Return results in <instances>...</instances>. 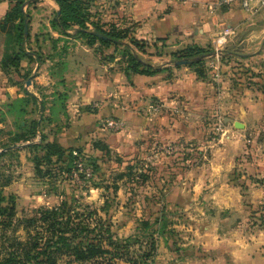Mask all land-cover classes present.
<instances>
[{
    "label": "crops",
    "instance_id": "0c3cea01",
    "mask_svg": "<svg viewBox=\"0 0 264 264\" xmlns=\"http://www.w3.org/2000/svg\"><path fill=\"white\" fill-rule=\"evenodd\" d=\"M15 1L0 0V23ZM97 1L101 0H95V4ZM191 1L180 4L176 0H113L111 22L138 23L136 37L150 41L168 39L167 44H172L175 50L191 42L203 46L222 28H232L235 34L228 38L231 62L260 71L261 83L238 93L227 77L228 90L217 95L209 80L199 79L196 72L184 66L174 69L176 80L168 83L164 82V73L128 77L120 70L116 72L117 68L110 70L92 48L81 44L75 49L77 55L68 48V54L62 58L65 65H73L80 76L75 80L66 77L69 79H63V86L58 87L70 94L67 111L72 123L57 139L67 148L79 139L89 141L96 136L123 150L126 145H119L122 141L133 143L135 136L143 131L144 141L152 136L162 142L195 138L202 146L199 149H203L213 144L207 145L204 139L207 126L202 118L211 113L225 115V133L214 144L211 154L195 155V169L176 170L172 184L166 186L172 207L183 208L190 220L179 221L175 226L180 233L177 242L183 249L174 252L171 242L162 238L153 264H171L174 259L175 264H264V8L255 14L247 13L238 5L214 11L212 3L208 6L203 3L215 0ZM100 8L102 11L108 6L102 4ZM22 11L30 12L33 17L29 20L32 41L40 40L39 35L45 32L59 35L51 26L42 31L36 20L44 13L57 12L55 1H32ZM6 43L5 34L0 31V102L7 103L11 98H21L28 93L40 102L35 91L29 88L30 83H23L24 69L30 70L29 60L22 58L14 76L13 71L3 68V60L12 48ZM39 65L35 60L29 66L35 73ZM51 82L41 74L36 75L31 86L34 88L36 83L51 88ZM125 90L126 99L121 95ZM142 94L158 97L167 105L184 101L188 107L185 112L178 107L150 112L147 104L134 103ZM119 95L123 102L114 98ZM127 100L128 105L124 103ZM95 102H100L99 110L87 111L86 107ZM108 116L127 120L131 133L128 139L100 126V121ZM237 123L241 128L236 127ZM51 195L34 196L36 208L59 205L60 201H54ZM132 232L133 228L127 225L118 237L127 238ZM115 264L131 263L119 259Z\"/></svg>",
    "mask_w": 264,
    "mask_h": 264
},
{
    "label": "rangeland",
    "instance_id": "374dc122",
    "mask_svg": "<svg viewBox=\"0 0 264 264\" xmlns=\"http://www.w3.org/2000/svg\"><path fill=\"white\" fill-rule=\"evenodd\" d=\"M82 1V7L88 11L91 21L95 24L111 23L123 29V31H127L129 37L125 39V43L131 45L132 51L129 53L123 46L104 45L98 41L90 45L86 39L77 35L76 28H72L67 36L62 35L61 31L55 29L54 26V20L57 16L56 11L39 15L36 20L38 26L43 29L42 31L51 26L59 35L53 36L52 32H45L39 35L40 40L34 42L29 32L31 23L29 20L33 17L30 16V12L26 13L28 16L26 20L28 30L26 32L25 29V33L28 40L25 48L31 55L24 58L29 60L27 67L30 70L24 69L23 83L25 85L28 81L32 82L36 75L41 74L46 75L53 82L50 84L51 88H49V85L36 83L33 88L32 84H29V88L35 91L41 99L40 103L45 107L42 112L27 94L21 98H11L7 103L0 102V152L5 146H19L13 149L15 150L14 154L5 156L0 162L2 171L12 178V182L5 189V192L7 195L15 197L19 218L32 217L33 212L38 209L36 208L38 205L34 196L51 193L54 201H60L61 203L63 200L76 199L83 205L87 204L92 206V209H97L99 216L110 225L112 231L117 235L121 233V229L129 225L134 232H132L133 235L127 237L133 238L130 244V256L135 259H137L136 255L142 254L146 249L148 250V242L156 241L158 249L162 238L167 239L169 243L171 242L173 251L177 252L183 247H180L177 242L180 233L175 226L179 221H188L190 218L185 214L183 208L175 209V207H172L166 186L172 184L175 177L173 173L176 170L195 169V155L201 156L208 152L211 154V150L215 147L214 144L225 133V115L211 113L202 118V122L205 121L204 126H207L204 130V139L208 142L207 145L212 143L213 147L207 148L206 146V148L199 149L202 146L195 142V138L188 141L162 142L155 140L152 136L151 139L144 141L142 131L140 135L135 136V138L137 137L135 142L127 144V141H122L119 145H122V143L126 145L123 150L109 145L102 138L96 136L91 137L89 141L79 139L72 147L66 148L58 142L57 138L72 123L67 111L70 104V94L58 89L63 86V79L68 80L71 78L75 80L80 74H77L73 65H65L62 58L65 57V54H68V48H72L73 53L76 54V47L84 44L92 48L100 61L107 63L110 70L117 68L116 72L120 70L128 75L127 68L129 67L130 54L136 53L144 63L153 65L155 68L163 67L161 71L152 75L164 73L166 75L164 82L168 83L176 80L174 71L176 68L184 66L196 72L195 66H191L195 58L181 59L192 62L188 65L178 66L176 62L181 61L178 55L194 52L195 48L201 49L204 51L202 57H206L202 59L204 63H202L201 68L206 75L204 78H200L196 72L197 77L209 80L217 95L224 90H228L227 77L237 87L239 93L245 87L250 89L257 83H261L262 74L251 67L239 66L241 64L239 62L238 65L231 62L232 57L226 56L227 51H230L228 43L222 41L223 28L214 39H210L203 46L191 42L175 50L172 44H167L168 39L159 38L150 41L142 38V36L136 37L134 33L138 23L111 22L113 19L111 15H114V12H111L113 0H106L107 2L97 1L99 5L95 4V0ZM176 1L180 4L192 2L191 0ZM220 1H205L203 5L208 6L211 3L216 5L214 11L218 8L227 7V5L221 4ZM101 3L107 5L108 8L100 11ZM226 28L229 27L224 29ZM90 29L92 30L93 26L90 25ZM9 39L11 41L10 47H14V40L11 37L5 36V43ZM32 45H35V47H32ZM10 54H15L14 48ZM35 60L40 65L38 70L33 73V68L31 69L29 65L34 63ZM8 70L13 71L12 75L14 76L17 68L10 66ZM132 75L134 74L130 72L128 77ZM121 92V95H124L126 99L128 97L127 91ZM118 93L120 94V92ZM147 96L142 94L134 100V103L147 104L150 112L153 106L159 105L161 109L157 113H160L163 109L171 110L173 108L172 110H174L175 107L185 112L188 107L184 101L178 100L174 104L167 105L165 101L158 97L151 98ZM114 98L116 100L120 98L123 102L120 95ZM128 101L124 103L128 105ZM130 101L132 103V100ZM99 108L100 102H95L86 107V110L93 112L99 110ZM142 117L147 116L142 115ZM110 119L123 120L125 122L124 128L122 130L108 128L107 120ZM37 122L39 127L35 132L34 139L31 138L33 140L26 142L30 138V126ZM216 122L221 123L222 128H219ZM100 126L114 135H121L122 139H128V135L131 134L128 131L129 124L124 118L108 116L100 121ZM236 127L241 128L237 125ZM193 131L195 133V129ZM30 144L40 145V149L37 150L36 154L41 158H44L45 155L44 149L41 148H44L46 144L59 145L66 150L64 160L59 163L56 158H53L51 164H46L47 162L43 161L42 171H44V174L49 171L50 175H40L35 172L34 155L27 148ZM70 160L73 162L70 163ZM57 196H60V199ZM103 207L106 208L105 211H101ZM143 222L149 223L150 226L145 228ZM1 234L2 229L0 226V247L2 244ZM18 235L23 236L24 232L20 230ZM138 238L140 244L136 242ZM153 259L145 264H153ZM171 264H175V259L171 261Z\"/></svg>",
    "mask_w": 264,
    "mask_h": 264
},
{
    "label": "trees",
    "instance_id": "16d2710c",
    "mask_svg": "<svg viewBox=\"0 0 264 264\" xmlns=\"http://www.w3.org/2000/svg\"><path fill=\"white\" fill-rule=\"evenodd\" d=\"M53 1L60 11V14L57 11L54 26L61 31L62 35L67 36L72 28H76L77 35L86 39L90 45L98 41L104 45L123 46L129 53L132 51L131 45L125 43L129 33L115 24H95L91 21L88 11L82 7V0ZM23 3L24 0L15 1L6 19L0 23V31L6 37H11L15 44L9 50L12 51L14 48L15 54L11 55L9 52L3 60L4 69H9L10 66L20 67L22 58L31 55L25 48L28 40L25 22L28 16L22 11ZM90 25L93 26L92 30ZM95 33L105 36L106 39H101ZM7 43L10 47V39ZM230 55L231 50L226 53V56L230 57ZM202 56L204 51L196 48L194 52L178 55L180 60L196 59ZM129 58L128 76L130 72L150 76L163 69V67L155 68L153 65L144 63L136 53H131ZM202 63H204L203 60L193 61L191 65L195 66L200 78L206 75L201 68ZM28 96L42 112L45 107L38 98L29 93ZM38 127V122L30 126V138L26 142L34 139ZM39 146L37 144L27 146L34 155L35 172L44 176L50 175L49 171L46 174L42 171L43 161L51 164L53 158H56L57 162L62 163L66 150L56 144H46L44 148H41L45 152L44 158H41L36 154L40 149ZM6 148L8 146H5L3 150ZM3 150L0 153V162L5 156L15 152V150ZM2 170L0 167V226L2 229L0 264H115L119 259L131 264H140V262L145 264L156 255V241H151L147 243L148 250L136 255L137 259L131 257L130 244L133 238H119L110 225L99 216L97 209H92V206L87 204L83 205L76 199L63 200L53 207H40L33 212L32 217L19 218L15 197L5 192L12 178ZM105 210V207L101 209V211ZM144 225L145 228L150 226L147 222ZM20 230L24 232L23 236L18 235ZM136 242L140 244L139 238Z\"/></svg>",
    "mask_w": 264,
    "mask_h": 264
},
{
    "label": "built area",
    "instance_id": "2783aa9c",
    "mask_svg": "<svg viewBox=\"0 0 264 264\" xmlns=\"http://www.w3.org/2000/svg\"><path fill=\"white\" fill-rule=\"evenodd\" d=\"M221 4L227 5V6H232V5H238L246 11L247 13L250 14H255L258 12L260 9L264 8V0H221ZM214 4H211V9H215ZM223 37L222 41L223 43H228V38L234 34V30L232 28H226L223 31ZM161 106L156 105L152 107V112H158L160 111ZM125 122L121 119H110L107 120V127L115 130H122L124 128ZM219 128H222V124H218Z\"/></svg>",
    "mask_w": 264,
    "mask_h": 264
},
{
    "label": "water",
    "instance_id": "95a60500",
    "mask_svg": "<svg viewBox=\"0 0 264 264\" xmlns=\"http://www.w3.org/2000/svg\"><path fill=\"white\" fill-rule=\"evenodd\" d=\"M32 1H37V0H30V1H27V2L23 5L22 9L24 10L25 6L30 5V3H31ZM58 13L60 14V11H58ZM25 29H26V32H27V30H28V22H27V21L25 22ZM95 35H97V36L100 37L101 39H106L105 36H103V35H101V34H99V33H95ZM204 58H206V57L197 58V59H195L194 61H199V60H202V59H204ZM191 63H192L191 61H183V60H181V61H177V62H176V65H178V66H182V65H188V64H191ZM28 82L31 83V81H28ZM236 125H237L238 127H241V126H239V125H240L239 123H237ZM18 147H19L18 145L11 146V147H8V148L4 149L3 151L13 150V149H16V148H18ZM1 152H2V151H1ZM1 152H0V153H1Z\"/></svg>",
    "mask_w": 264,
    "mask_h": 264
}]
</instances>
